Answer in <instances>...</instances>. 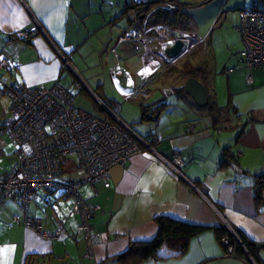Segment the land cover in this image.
<instances>
[{"label":"crops","instance_id":"0c3cea01","mask_svg":"<svg viewBox=\"0 0 264 264\" xmlns=\"http://www.w3.org/2000/svg\"><path fill=\"white\" fill-rule=\"evenodd\" d=\"M156 1L149 2V9ZM124 4L125 0H0V52L16 61L14 69H0V86L11 81L49 86L58 80L75 97L73 90L80 81L77 93L86 88L98 102L119 104V118L153 147L124 165L112 166L107 181L83 183L85 198L98 205L90 220L100 234L95 259L84 257L86 244L77 229L78 217L69 213L70 200L39 190L36 199L27 204V214L40 219L42 227L51 232L59 221V237L42 239L22 223L10 224L21 207L15 199H6L0 203V264H123L117 257L130 243L156 235L159 216L208 229L191 237L181 255L148 258L139 264H250L225 255L221 242L224 223L263 244L258 258L264 264V205L254 188L255 176L264 172V68L248 69L241 63L243 43L236 28L239 10L250 6L264 9V0H243L235 7L226 57L217 60L213 54L207 93L225 111L216 122L189 96L176 92L186 78L179 74L166 77L170 67L162 72L156 59L145 64L141 47L135 50L117 43L121 35L135 28L131 9ZM155 19L152 12L148 22L157 23ZM35 24L43 32L36 31L28 40L9 39ZM208 45L211 49V40ZM153 47L158 49L156 43ZM64 59L68 60L65 66ZM117 62L134 76V89L125 90L116 82L112 68ZM91 71H97L100 79L91 83ZM108 81L118 91L115 95L105 90ZM155 82L176 98L159 94ZM149 85L152 88L147 91ZM97 101L99 113L94 114L112 120ZM158 101L168 105L155 119L141 121V106ZM9 103V96L0 93V123ZM152 130L155 135L150 137ZM174 152L183 160L182 176L160 159H171ZM14 156L9 165L0 163V172L11 168ZM228 160L241 171H235ZM66 174L72 179L83 177L73 167Z\"/></svg>","mask_w":264,"mask_h":264},{"label":"built area","instance_id":"2783aa9c","mask_svg":"<svg viewBox=\"0 0 264 264\" xmlns=\"http://www.w3.org/2000/svg\"><path fill=\"white\" fill-rule=\"evenodd\" d=\"M128 7L135 28L121 35L118 43L137 44L141 47L145 64L156 59L163 72L200 41V38L192 37L191 32L185 29L148 22L149 15L157 8L173 9V0H157L153 9H149V2L127 0L125 8ZM236 28L243 43L241 63L248 69L264 68V10L256 6L241 8ZM176 29L184 45L176 57L170 58L164 54L163 49L175 40ZM38 30L42 31V28L35 24L32 28L13 33L9 39L28 40ZM153 43L158 45L157 50ZM67 63L68 60L64 59V66ZM15 66L13 58L0 52V69L10 71ZM248 80H251L250 75ZM79 82L75 84L77 88H80ZM141 91L142 88H139L138 92ZM0 93L10 98L8 113L0 123V157L5 155L7 145L13 147L16 155L11 168L0 172V203L6 199H15L21 207V213L14 214L10 224L22 223L42 239L58 238L61 228L59 221L56 230L47 231L42 227L40 219L28 215L26 211L27 204L36 199L39 190L58 192L70 200V215L78 217L77 229L86 244L84 257L95 259L94 246L100 234L90 220L98 205L85 198L83 183L93 185L100 180L107 181L112 166L124 165L132 156L153 150L152 145L119 118V104L108 106L99 101L112 117V120L102 119L74 105L73 93L58 80L49 86H29L17 81L2 82ZM154 135L152 130L149 136ZM71 154L72 157L69 156ZM160 159L174 173L182 176L180 168L183 160L177 152L172 154L171 159ZM64 167H73L83 177L63 178L68 169L64 170ZM260 200L264 205V188ZM224 227L226 235L221 242L226 256L241 258L250 264H262L247 249V243L251 240L226 223ZM254 244L257 247L263 245L257 242ZM237 248L242 252L238 253Z\"/></svg>","mask_w":264,"mask_h":264},{"label":"rangeland","instance_id":"374dc122","mask_svg":"<svg viewBox=\"0 0 264 264\" xmlns=\"http://www.w3.org/2000/svg\"><path fill=\"white\" fill-rule=\"evenodd\" d=\"M141 1L150 2L151 0ZM180 1L187 2L188 5L184 7V10H182V12L179 13V15L177 16V25L181 29H185L191 32L192 37L196 36L197 38H200V41L195 44V46L191 49L189 53H187L183 58L178 60V62H176V64H174L172 67H170V69H168V73H166L165 75L166 77H170L171 74L178 75L180 74V72H184V70L182 71L184 66L195 67V65H199V63L209 64L213 61V54H215V58L217 60H222V58L226 55V45L228 44V40L231 39L233 34L231 21L235 18V7L237 5H240L243 0ZM209 40H211L212 44L211 49L208 45ZM139 50L138 51L141 52V49ZM96 72L91 71V83L95 79H100V75H98ZM102 77L103 76H101V78ZM155 86L158 88L160 92L159 94L163 95L166 99H173V97L176 98V94H174L173 92L171 95L166 94L163 91L164 88L162 85L159 86L156 83ZM104 88L106 91H109V95H115L116 92L118 93V91L115 89V86H112L110 81L104 83ZM151 88L149 85L146 90L148 91ZM74 89L75 90H73V92L76 93V96L74 97L75 105L82 107L90 113L92 112V114L96 112L99 113V111H97L98 105H96L95 103L97 100L95 96H93L89 92V90L83 88L81 91L79 90V93H77L78 91H76V89L78 88ZM69 156L72 157L73 154ZM13 157H15L13 153V148L11 146H7V148L5 149V155L0 157V163L4 165H9ZM66 176L67 174L62 177L65 178ZM58 194V192L55 193V195Z\"/></svg>","mask_w":264,"mask_h":264},{"label":"trees","instance_id":"16d2710c","mask_svg":"<svg viewBox=\"0 0 264 264\" xmlns=\"http://www.w3.org/2000/svg\"><path fill=\"white\" fill-rule=\"evenodd\" d=\"M173 2L175 7L171 10H162L157 8L154 11V13H156L155 20L157 23L171 28H176L178 26L177 16L188 4H184L177 0H173ZM126 5L127 0H125L124 6L126 7ZM183 70L184 72H180V74L184 79L189 76L198 77L207 90L212 75L210 63H199V65H196L195 67L184 66L182 71ZM176 92H178L180 96L185 95L182 88H177ZM167 105L168 104L166 102L161 101L151 105H142L140 116L141 121L155 119ZM203 108L207 111L214 122L217 121L222 112H225L223 111V108L216 106L215 101L209 95L208 103ZM67 168L64 167V170ZM255 178V196L257 200L260 201V193L264 188V172L256 175ZM156 222L158 225L156 235L148 241L130 243L127 250L117 257L121 263L124 264L126 262L127 264H139L141 261L148 258L161 259L165 257L179 256L185 251L191 237L196 236L205 229H208V227L205 226L186 223L167 216L157 217ZM225 235L226 229L223 236ZM260 247H257L252 240L247 243L248 251L252 253L258 261H260L258 258V250ZM237 252L241 253L242 251L240 248H237Z\"/></svg>","mask_w":264,"mask_h":264},{"label":"water","instance_id":"95a60500","mask_svg":"<svg viewBox=\"0 0 264 264\" xmlns=\"http://www.w3.org/2000/svg\"><path fill=\"white\" fill-rule=\"evenodd\" d=\"M175 40L172 42L171 45L165 46L163 52L166 56L170 58L176 57L183 48L184 42L182 41L181 35L179 30H174ZM118 43V42H117ZM133 49H137V44H131ZM113 76L118 84L125 89V90H132L134 89V76L132 73L121 63L117 62L112 68ZM181 88L183 89L184 93L189 96L194 104L199 107L203 108L208 103V93L206 90L205 85L202 81L195 76H189L183 82ZM230 166L237 172L241 171L240 168L231 160H228Z\"/></svg>","mask_w":264,"mask_h":264}]
</instances>
